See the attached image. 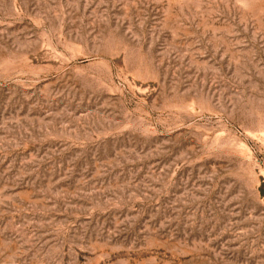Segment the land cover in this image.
<instances>
[{
  "label": "rangeland",
  "instance_id": "1",
  "mask_svg": "<svg viewBox=\"0 0 264 264\" xmlns=\"http://www.w3.org/2000/svg\"><path fill=\"white\" fill-rule=\"evenodd\" d=\"M0 264H264V0H0Z\"/></svg>",
  "mask_w": 264,
  "mask_h": 264
}]
</instances>
